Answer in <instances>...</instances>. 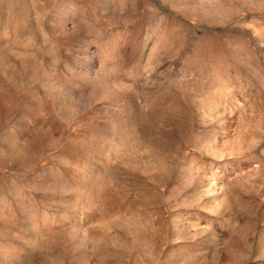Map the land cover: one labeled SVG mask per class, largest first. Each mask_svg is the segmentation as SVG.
<instances>
[{"label": "rangeland", "instance_id": "obj_1", "mask_svg": "<svg viewBox=\"0 0 264 264\" xmlns=\"http://www.w3.org/2000/svg\"><path fill=\"white\" fill-rule=\"evenodd\" d=\"M0 264H264V0H0Z\"/></svg>", "mask_w": 264, "mask_h": 264}]
</instances>
